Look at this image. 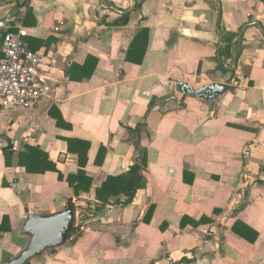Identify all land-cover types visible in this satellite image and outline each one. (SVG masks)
<instances>
[{
    "label": "crops",
    "instance_id": "crops-1",
    "mask_svg": "<svg viewBox=\"0 0 264 264\" xmlns=\"http://www.w3.org/2000/svg\"><path fill=\"white\" fill-rule=\"evenodd\" d=\"M3 22L0 58L4 33L21 25L47 62L39 103L0 117V263L29 243V214L73 199L72 234L31 264H264V0H0ZM214 82L232 86L215 103L181 86ZM137 145L147 187L130 203L125 193L100 199ZM26 146L64 176L84 170L90 190L76 196L44 162L28 172L18 163Z\"/></svg>",
    "mask_w": 264,
    "mask_h": 264
},
{
    "label": "trees",
    "instance_id": "trees-1",
    "mask_svg": "<svg viewBox=\"0 0 264 264\" xmlns=\"http://www.w3.org/2000/svg\"><path fill=\"white\" fill-rule=\"evenodd\" d=\"M130 13H124L122 19L117 21V23H122L126 24L129 20ZM143 34H145V37L147 38V31H145ZM238 34H230V38H234ZM243 36H241L242 38ZM226 40V39H225ZM232 42V39H231ZM137 41L133 43V48L136 46ZM147 48V39L145 40V43L142 48V53L145 52ZM222 57V55H221ZM221 57H217V61L219 64V68L223 70V72L229 71V69L225 66V62L222 60ZM50 114L53 115L56 119L59 125H62L63 118L62 115L54 110L50 111ZM76 142L75 140L69 139V150H74V147L72 146ZM89 145L85 146V153L87 152ZM12 143L9 142L6 147H4V153L6 156L7 164H11V159L14 156V152L12 149ZM137 150L139 152L138 157L134 161V163L130 166V170L127 174H122L119 176H109L107 181L103 184L101 188L97 190V196L101 199L102 195H108L113 196V195H119L120 193H125L127 195V200L126 203H130L133 201L137 191L139 189L147 187V178L144 175V170L146 167L147 163V151L144 148H141L140 146L137 145ZM84 151V149L82 150ZM84 153V154H85ZM81 155V162H82V156ZM45 163L46 167L45 169L47 170H53L59 173V178L60 179H65L68 184L74 188V192L76 196H79L81 192L83 191H89L91 184H92V179L89 177L84 170H80L77 174H69L67 176H64L56 167L55 163H53L50 159L48 154L41 150L40 148L32 147V146H26L25 151H22L18 155V163L21 166L26 167V170L30 173H36L40 171L38 168L39 164ZM107 196V197H108ZM106 197V198H107ZM107 200V199H106ZM8 218H4L3 225L1 226V229L4 230L6 229V222ZM202 220V219H201ZM192 224L196 225L199 224L202 221H194L190 220ZM186 224V219L182 221V227L185 226ZM235 232H239L237 227H234ZM257 235V234H256ZM256 235L252 238V240L255 239ZM242 237L248 239L244 234H241ZM27 264H31L29 261Z\"/></svg>",
    "mask_w": 264,
    "mask_h": 264
},
{
    "label": "built area",
    "instance_id": "built-area-1",
    "mask_svg": "<svg viewBox=\"0 0 264 264\" xmlns=\"http://www.w3.org/2000/svg\"><path fill=\"white\" fill-rule=\"evenodd\" d=\"M26 27L17 25L3 35L0 58V117L7 109L32 108L43 94L42 75L47 56L31 49Z\"/></svg>",
    "mask_w": 264,
    "mask_h": 264
},
{
    "label": "water",
    "instance_id": "water-1",
    "mask_svg": "<svg viewBox=\"0 0 264 264\" xmlns=\"http://www.w3.org/2000/svg\"><path fill=\"white\" fill-rule=\"evenodd\" d=\"M15 15L14 11L11 12L8 20ZM0 26L6 27L8 22H3ZM181 86L184 94H190L211 103H215L218 96L232 88L225 82H214L199 88H194L188 83H181ZM74 227L75 206L73 199H70L67 206L58 212L29 214L22 227V233L30 237L29 243L18 255L0 264H27L45 251L65 244Z\"/></svg>",
    "mask_w": 264,
    "mask_h": 264
}]
</instances>
